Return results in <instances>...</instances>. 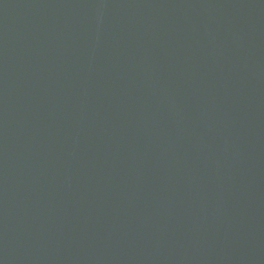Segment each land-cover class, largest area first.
Wrapping results in <instances>:
<instances>
[{
	"label": "water",
	"instance_id": "water-1",
	"mask_svg": "<svg viewBox=\"0 0 264 264\" xmlns=\"http://www.w3.org/2000/svg\"><path fill=\"white\" fill-rule=\"evenodd\" d=\"M0 264H264V0H0Z\"/></svg>",
	"mask_w": 264,
	"mask_h": 264
}]
</instances>
